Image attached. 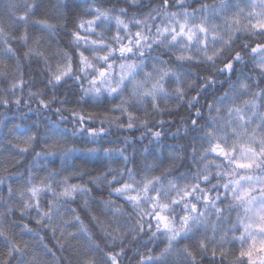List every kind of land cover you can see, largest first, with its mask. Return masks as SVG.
<instances>
[{"label": "clouds", "instance_id": "9594fccd", "mask_svg": "<svg viewBox=\"0 0 264 264\" xmlns=\"http://www.w3.org/2000/svg\"><path fill=\"white\" fill-rule=\"evenodd\" d=\"M0 264H264V0H0Z\"/></svg>", "mask_w": 264, "mask_h": 264}, {"label": "snow or ice", "instance_id": "6c2138e0", "mask_svg": "<svg viewBox=\"0 0 264 264\" xmlns=\"http://www.w3.org/2000/svg\"><path fill=\"white\" fill-rule=\"evenodd\" d=\"M241 167H248V166H250V165H244V164H242V165H240Z\"/></svg>", "mask_w": 264, "mask_h": 264}]
</instances>
